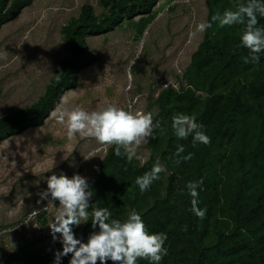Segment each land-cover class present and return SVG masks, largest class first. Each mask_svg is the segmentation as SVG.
Here are the masks:
<instances>
[{
	"label": "rangeland",
	"instance_id": "rangeland-1",
	"mask_svg": "<svg viewBox=\"0 0 264 264\" xmlns=\"http://www.w3.org/2000/svg\"><path fill=\"white\" fill-rule=\"evenodd\" d=\"M208 1L218 3L215 13L234 10L243 2L159 0L148 15L126 19L108 33L88 35L87 43L98 61L79 72V86L66 91L58 107L79 106L93 111L116 104L126 109L134 101L133 111L151 112L154 118L187 89L195 91L203 101L208 94L196 90L193 82L207 87L208 72L193 74L190 65L206 32L191 33L196 23L209 21ZM84 4H91L99 19L107 13L100 0H34L2 26L0 119L31 107L45 93L61 62L71 55L62 27L79 16ZM231 27L218 28L213 24L211 31L217 50H224L225 36ZM141 39L145 41L142 50L138 47ZM263 84V71L257 67L227 73L218 83L217 94L223 97L230 118L226 126L229 134L218 142L220 152L210 166L207 185L199 192L198 206L207 209L206 217L200 220L192 214L197 227L199 224L198 228L206 229V245L211 248L206 264H264V232L255 234L238 228L234 205L240 197L242 214L248 213L245 203L253 202L264 191ZM167 89L176 94H166L160 100ZM236 92L241 93V105L232 101ZM52 113L42 126L0 142V264H5L17 250L30 254L61 250L48 228L55 207L45 208L47 202L40 201L38 193L47 187L45 180L52 174H80L90 183L113 147L98 145L90 137L78 136L67 141L65 129ZM149 141L150 138L138 146L139 159L134 158L133 165L144 166L156 159ZM90 152L93 158L84 160ZM160 164L166 170L159 174L158 191L165 195L171 172L163 162ZM190 199L187 193L177 196L176 210L171 215L177 214L172 227L164 231L168 254L160 264H188L180 260L186 250L182 228L184 203L190 205ZM83 227L84 224L74 227L75 234L81 233ZM219 241L224 249L216 252L213 247ZM137 264L148 262L138 260Z\"/></svg>",
	"mask_w": 264,
	"mask_h": 264
},
{
	"label": "trees",
	"instance_id": "trees-1",
	"mask_svg": "<svg viewBox=\"0 0 264 264\" xmlns=\"http://www.w3.org/2000/svg\"><path fill=\"white\" fill-rule=\"evenodd\" d=\"M33 1L0 0V29L14 20ZM158 2L159 0H100L101 5L107 10L101 19L96 16L91 4H84L79 16L72 18L62 27V35L69 45L71 55L61 62L45 93L36 103L0 119V142L21 134L29 128L42 126L51 112L58 107L64 93L79 86V72L98 61V56L90 50L87 43L88 35L108 33L115 30L126 19L131 20L138 15H148ZM215 2L208 1L209 21L218 5V3L214 4ZM257 19V26L264 28V17L258 16ZM211 29L206 31L204 41L193 54L190 65V71L193 74L200 75L208 72L207 87L193 82L196 90L205 92L208 96L201 101V97H197L195 91L187 89L180 94L179 99L167 103L166 107L153 118L154 122L160 121L161 127L155 130L154 138H150L149 141V147L156 157L151 163L144 166L133 165L125 158L115 156L113 152L115 145H113L103 160L99 173L89 183L94 193L89 203L91 205L89 212L92 207H107L112 212L113 218L123 220L126 218V213L135 209L141 214L147 230L157 233L164 232L172 227V220L177 213L175 212L174 215L171 213L176 210L174 205L177 196L183 197L187 193L185 185L189 181L201 179L203 180L202 187L207 185L210 166L215 163V156L220 152L218 142L226 139L229 134L226 126L230 118L226 113V103L223 102V97L217 94L218 83L225 78L227 73L241 72L244 69L255 67L262 69L264 75V53L260 54L259 63L245 64L243 62L242 57L248 56V50L238 47L242 25H234L230 33L227 32L225 45L223 44L224 50L216 49ZM166 94L176 93L172 89H167L160 96V100ZM240 98L241 93L236 92L232 101L236 105H241ZM170 110H173V113ZM190 112L196 117L197 123L203 125V131L210 137V144L193 146L191 136L184 140H177L172 134L173 115ZM179 145L184 147L182 155L188 153L193 155L190 160L182 161L177 165L175 163L177 157L174 153ZM157 161L163 162L171 172L165 188L166 193L160 195L157 180L147 191L141 193L134 181L137 176L149 171ZM234 205L238 211V228L255 234L264 232V191L255 197L253 202L245 203L249 208L248 213L242 214L240 197L236 198ZM189 209L190 205L184 203L183 221L180 220V224L182 221L186 250L180 261L188 262V264H206L205 261L210 254L208 251L211 249L206 245V229L198 228L199 224L197 227ZM90 222L89 220L88 224H84L82 232L76 235L85 242L93 230ZM213 248L217 249L216 252H221L224 249L223 242L219 241ZM55 252L57 251L30 254L17 250L8 257L5 264H53ZM69 259L70 254L63 257L62 264H68ZM108 264L112 262L109 261Z\"/></svg>",
	"mask_w": 264,
	"mask_h": 264
},
{
	"label": "clouds",
	"instance_id": "clouds-1",
	"mask_svg": "<svg viewBox=\"0 0 264 264\" xmlns=\"http://www.w3.org/2000/svg\"><path fill=\"white\" fill-rule=\"evenodd\" d=\"M264 17V0H243L234 10L226 9L216 12L210 21L196 23L191 35L205 33L213 28L242 25L238 47L246 48L248 56L242 57L243 62L259 63L260 54L264 53V28L258 27L257 17ZM147 35V32L145 33ZM145 41L141 39L138 47L142 50ZM131 79V75H129ZM131 88V84L128 85ZM133 102L127 108L116 104H107L99 110L86 111L83 108H57L52 115L56 122L66 131V140L71 142L78 136L90 137L98 145H115L113 152L127 162L139 159L137 148L141 142L154 138L156 129L161 127L160 121L154 122L151 112L133 111ZM172 134L177 140L191 136L193 146L208 145L210 137L203 131V125L197 123L194 115L177 113L171 119ZM100 149H97L99 151ZM184 153L183 145L174 153L179 165L182 161L192 158V153ZM93 158L88 153L84 160ZM165 167L159 161L134 183L141 193L147 191L154 181L160 178ZM47 187L38 193L40 201H46L45 208L55 207V213L49 221L48 228L54 241H58L61 250L54 254L53 264H62V258L69 256L68 264H137L138 260H146L148 264H160L168 254L165 247V232H149L139 212L132 209L125 219H115L107 207H92L89 212V200L94 193L86 177L73 174L71 177L61 173L52 174L45 180ZM203 180L189 181L185 185L190 199V211L200 220L206 217L207 209L199 207V192ZM39 202V201H38ZM36 213H32L35 215ZM93 229L85 242L78 238L74 227L88 224ZM59 234V236H57Z\"/></svg>",
	"mask_w": 264,
	"mask_h": 264
},
{
	"label": "bare ground",
	"instance_id": "bare-ground-1",
	"mask_svg": "<svg viewBox=\"0 0 264 264\" xmlns=\"http://www.w3.org/2000/svg\"><path fill=\"white\" fill-rule=\"evenodd\" d=\"M127 78H128V80L130 81L129 76H128Z\"/></svg>",
	"mask_w": 264,
	"mask_h": 264
}]
</instances>
